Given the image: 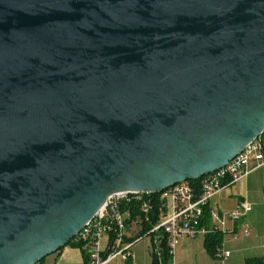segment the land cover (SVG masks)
I'll return each instance as SVG.
<instances>
[{
	"label": "water",
	"instance_id": "obj_1",
	"mask_svg": "<svg viewBox=\"0 0 264 264\" xmlns=\"http://www.w3.org/2000/svg\"><path fill=\"white\" fill-rule=\"evenodd\" d=\"M264 129V0H0V264L119 193L215 172Z\"/></svg>",
	"mask_w": 264,
	"mask_h": 264
},
{
	"label": "built area",
	"instance_id": "obj_2",
	"mask_svg": "<svg viewBox=\"0 0 264 264\" xmlns=\"http://www.w3.org/2000/svg\"><path fill=\"white\" fill-rule=\"evenodd\" d=\"M258 169H264V129L226 166L202 177L197 187L186 181L160 193L164 211L161 212L158 223L149 230L153 238L154 256H160V239L165 241L168 248L170 264H173L175 248L183 239L221 232L223 235L229 234L235 240L237 236L234 224L251 210V205L243 201L237 210L220 213L211 209L209 202L221 189L235 184ZM149 196L150 194L144 193H119L108 198L74 238L80 245L87 264H119V258L126 264H138L134 260L132 248L141 238H131L140 229L139 215L147 216L152 210ZM207 206L209 222L204 223L207 221L204 214ZM242 234L247 236V229L243 228ZM229 255L230 252L224 250L223 246L216 249L219 259H226ZM157 264H162L159 259Z\"/></svg>",
	"mask_w": 264,
	"mask_h": 264
},
{
	"label": "crops",
	"instance_id": "obj_3",
	"mask_svg": "<svg viewBox=\"0 0 264 264\" xmlns=\"http://www.w3.org/2000/svg\"><path fill=\"white\" fill-rule=\"evenodd\" d=\"M251 205L235 225L232 240L229 234L223 237V248L230 252L226 259L210 257L203 247V237L186 238L180 241L174 250L173 264H244L246 259L261 258L264 261V169L251 172L242 180L226 186L213 196L209 207L220 213L235 211L243 202ZM248 231L243 236L242 229ZM54 264H83V255L79 249L65 247L54 254Z\"/></svg>",
	"mask_w": 264,
	"mask_h": 264
},
{
	"label": "trees",
	"instance_id": "obj_4",
	"mask_svg": "<svg viewBox=\"0 0 264 264\" xmlns=\"http://www.w3.org/2000/svg\"><path fill=\"white\" fill-rule=\"evenodd\" d=\"M199 181H200V179L194 180V181H188V182L192 186L197 187L199 184ZM149 197L151 198V201H152L151 202L152 210L149 212V214L147 216H144L142 214L139 215L140 229H138L136 232L133 233V237L131 238V240L150 236L151 245L153 246V238L151 237L149 230L151 229L152 226H154L155 224L158 223L160 214H161V212L164 211V204H163V202H161L159 195L150 194ZM208 210H209L208 206L204 208L205 218L207 219V221L205 220L204 223L209 222L208 221ZM135 215H136V213H135ZM223 237H224V235L221 232H213V233L206 234L205 236H203V247H204L206 253L210 257L218 258L216 256V249L223 246ZM160 240H161L160 245H158L160 256L157 258L156 256H154V253L152 251L150 253L151 264H157L158 259L162 264H170L171 257L169 255L168 248L165 244V241L163 239H160ZM65 247H71V248H76V249L80 250V245L74 241V238L72 240H70L66 244ZM60 250H62V249H60ZM59 251L56 252L55 254L59 253ZM82 255H83V260H84L83 264H87L86 258H85V255L83 254V252H82ZM42 261H40V262H42ZM244 264H264V261L261 258H249V259L245 260Z\"/></svg>",
	"mask_w": 264,
	"mask_h": 264
},
{
	"label": "rangeland",
	"instance_id": "obj_5",
	"mask_svg": "<svg viewBox=\"0 0 264 264\" xmlns=\"http://www.w3.org/2000/svg\"><path fill=\"white\" fill-rule=\"evenodd\" d=\"M225 236H226V234H225ZM195 238L198 239L197 241H201V239H202L201 236H198ZM192 239H194V238H192ZM153 250H154V248L151 245L150 237L141 238L139 241H137L134 244V247L132 248L134 260L138 264H151L150 253ZM54 262H55V256L53 254V255L46 257L42 262H40L38 264H54ZM118 263L119 264H126V262L122 258L118 259Z\"/></svg>",
	"mask_w": 264,
	"mask_h": 264
}]
</instances>
